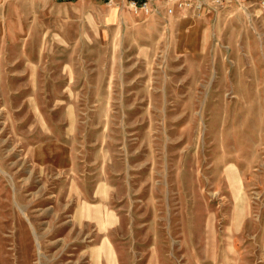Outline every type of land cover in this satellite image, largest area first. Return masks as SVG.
<instances>
[{
  "label": "rangeland",
  "instance_id": "374dc122",
  "mask_svg": "<svg viewBox=\"0 0 264 264\" xmlns=\"http://www.w3.org/2000/svg\"><path fill=\"white\" fill-rule=\"evenodd\" d=\"M192 1L0 0V264H264V11Z\"/></svg>",
  "mask_w": 264,
  "mask_h": 264
},
{
  "label": "built area",
  "instance_id": "2783aa9c",
  "mask_svg": "<svg viewBox=\"0 0 264 264\" xmlns=\"http://www.w3.org/2000/svg\"><path fill=\"white\" fill-rule=\"evenodd\" d=\"M111 1V0H109ZM166 4L165 12L169 15L179 14L181 17L186 18L188 11L196 8V4L192 0H163ZM212 5L216 8L223 6V1L225 0H210ZM261 3V6L264 11V0H258ZM131 4L135 7L140 6L144 10H149L148 0H142L140 3H137L135 0H130Z\"/></svg>",
  "mask_w": 264,
  "mask_h": 264
},
{
  "label": "trees",
  "instance_id": "16d2710c",
  "mask_svg": "<svg viewBox=\"0 0 264 264\" xmlns=\"http://www.w3.org/2000/svg\"><path fill=\"white\" fill-rule=\"evenodd\" d=\"M137 3H140L142 0H135Z\"/></svg>",
  "mask_w": 264,
  "mask_h": 264
},
{
  "label": "bare ground",
  "instance_id": "6f19581e",
  "mask_svg": "<svg viewBox=\"0 0 264 264\" xmlns=\"http://www.w3.org/2000/svg\"><path fill=\"white\" fill-rule=\"evenodd\" d=\"M100 253L97 255L98 259H99Z\"/></svg>",
  "mask_w": 264,
  "mask_h": 264
}]
</instances>
